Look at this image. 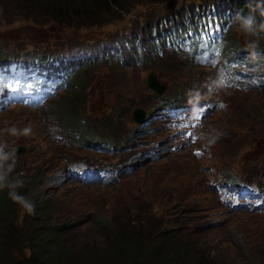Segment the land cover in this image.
Instances as JSON below:
<instances>
[{
    "label": "rangeland",
    "instance_id": "obj_1",
    "mask_svg": "<svg viewBox=\"0 0 264 264\" xmlns=\"http://www.w3.org/2000/svg\"><path fill=\"white\" fill-rule=\"evenodd\" d=\"M185 1L127 0L122 11L103 14L99 21L91 22L88 26L85 25V28L72 29L63 24L51 23L48 17L35 9L38 1L34 3L33 8H29L30 3L25 6L20 0H0V46L17 42L21 45L24 41L22 44L30 43L32 50L43 51L38 41L51 38L65 42L67 47H72L89 38L87 44L100 39L101 50L113 51L123 46L121 38L123 35L138 32L146 39L149 36L143 31L146 26L155 24L166 15L178 14L182 9L189 8ZM98 13L99 11L90 19L94 20ZM39 21H49V26L38 24ZM235 34H237L236 29L232 31L230 39L233 40ZM116 37H119L116 41L110 40L108 43L102 41ZM249 47H256V44L250 41ZM165 59L167 58L158 59L157 66L146 63L141 67H126L124 73L118 65L109 62L111 69L103 68L100 72L94 70V77L84 76L80 82L83 88L71 92L70 88H67L44 107L29 108L32 111L30 115L18 114L16 109H9L0 114V133L5 132L14 136V141L6 139L5 150L13 153L18 147L24 148L20 154L16 151L18 154L15 157L16 166L10 178L25 181L32 175L33 170L42 175L34 176L32 184L19 187L26 189L35 211L34 214L28 213L19 202L13 207V218L18 228L19 240L25 241L21 247L22 253L15 251L14 258H27L36 248L26 242L35 240L31 236L32 231L35 230L32 224L39 223L36 220H42L41 223L44 221L47 224L45 231L42 229L44 235L53 234L54 228L57 230L54 235H49L51 239L49 242L46 240L45 246L38 254L42 262L54 263L60 255L65 261L64 264L86 259L98 262L106 256V264L112 263L109 258L113 259L112 264H131L133 258L129 252L135 255L141 250L152 253L147 259L148 264H162V262L188 264L189 261L190 264H251L247 256L236 250L237 246L248 242L256 245L257 255L260 256V252L264 251V215L241 212L232 217H225L224 213H216L209 206H204L214 197L208 191L204 175L199 172L198 162L191 152L177 155L175 153L157 161V164L151 162L146 167L136 165L140 161L138 158L133 162L135 170L123 178L120 184L80 185L79 182H75L58 186L56 189L51 188L52 179L47 177L63 162L60 150H68L69 147L51 141L45 135L42 125L51 122L57 131L69 134L70 130L64 131L59 128L61 122L67 127L76 125L74 117L77 112L104 117L112 109L116 94L118 92L122 94V89L129 92V95H139L140 98L144 95L155 99L152 93L144 88L147 86L146 77L150 71L161 84L168 87L175 85L179 80L181 85L189 79V74L198 80L195 88L198 92L206 88L201 85V81L211 75L209 69L194 65L189 68L180 65L163 67ZM222 75L226 76L225 73ZM217 78L219 83H224L220 76ZM95 81L97 82L94 84ZM100 82L105 83L106 86H99ZM41 86L43 89L47 88L45 84ZM177 88L180 89L178 86ZM250 89L253 91L235 92L237 90L235 89L232 92H220L219 96L225 103L229 102L227 108L214 111L207 116L201 128L199 117L188 116V123L182 125L184 131L180 135L183 140H188L199 130L201 138L208 135L210 147L214 152L212 160L218 168L225 169L237 165L243 176L251 174L242 168L243 165H251L245 161L243 155L249 153L256 161L264 162V134L260 135L257 130L245 129L250 109L257 114L264 111V91L256 92L260 88L256 90L250 87ZM44 92L34 95L32 102L39 104ZM208 95L213 96L211 91H205L201 97ZM134 107L133 103L120 105L115 112L118 116H123ZM65 113H69L68 122L64 121ZM117 115L100 119L101 129L94 127L93 131L99 133L102 130L108 137L110 145H116V138L120 142L126 139L125 144H128L124 147V152L114 159L126 161L133 155L137 157L139 146L131 145L130 141L137 139L128 137L134 126L127 128L120 126L118 132ZM12 129L16 130L15 134ZM25 129L29 130L27 134L24 132ZM144 130L147 128L144 127ZM83 132L86 135V131ZM249 147L250 151H247ZM92 154L110 158L105 153H98L95 150ZM99 162L104 163V161ZM50 164L54 165L51 167ZM41 167L44 169H39ZM19 188L16 189V193L19 192ZM39 204L47 207L45 211L47 218L34 219V216L42 211L37 207ZM24 218L31 222L27 225V230L24 229ZM229 218L230 220L226 221L229 222L227 226H215L208 230L205 228L209 225L202 226L212 219ZM1 225L2 222H0V233L3 228ZM65 225L68 229H63ZM34 226L38 228L39 224ZM232 226L234 228H230ZM233 229L242 231L243 235H240V232L229 234ZM3 235L7 236V233L2 232ZM116 235H119L125 246L133 241L129 252L127 248L119 245L111 247L112 237ZM36 238L40 241L44 240L38 231ZM161 238L165 240L153 250L156 246L155 241L157 239L160 241Z\"/></svg>",
    "mask_w": 264,
    "mask_h": 264
},
{
    "label": "trees",
    "instance_id": "obj_2",
    "mask_svg": "<svg viewBox=\"0 0 264 264\" xmlns=\"http://www.w3.org/2000/svg\"><path fill=\"white\" fill-rule=\"evenodd\" d=\"M38 1V2H36ZM233 1L236 4V7H238L241 11L246 10L247 6L255 7V9L259 6L261 3L263 5L264 0H230V2ZM21 3H24L25 6H27V3H30L29 8L34 7V3H38L35 6V9L38 11H41L42 14H44L46 17L50 19L51 23L54 24H63L67 27H70L72 29H76L79 27L85 28V25L88 26L91 22H97L99 21V18L103 14L115 12L116 10H123L124 5L127 2V0H20ZM261 5V6H262ZM99 11L96 18L94 20H91L90 18L95 17V13ZM63 16H70L71 18H65ZM49 21H39L38 24L46 25ZM234 43H237V38H233L231 40V46H234ZM71 109H73L71 107ZM73 111V110H71ZM78 112L75 113V116H77ZM66 116L69 115V113H65ZM42 176L38 171H33L31 176H28L27 180L24 181V186H27L28 184H32V181L35 179L34 176ZM10 190L5 187L4 189H0V222H2L3 228L2 232L3 234L6 232L7 236L3 235L2 232L0 233V264H64V260L61 259L58 256L57 261L54 263L52 262H42L39 257V253L41 252L42 247L45 246L46 242L51 239V236L54 235L56 228H54L53 234H45L42 232V229L47 228V224L44 223V221L41 223L42 220H36V222L32 224L35 230L32 231V236L35 240L32 241H26L28 244L34 245L36 248L30 253V256L27 258H19L16 259L13 256V253L15 251L21 252V247L24 245L25 241H20L18 237V228L15 225L14 222V212L13 207L15 206V203H17L9 194ZM17 195L25 198L29 202H31V198L28 197L26 189H20L19 192H17ZM32 203V202H31ZM42 209L41 212L38 213L37 216H34V219L39 218H47V214L45 213L47 207L43 204H39L37 206ZM116 220V219H115ZM23 223L25 225L24 229L27 230V225H29L31 222L24 218ZM41 223V224H40ZM35 224H39V227H35ZM66 227V225H65ZM64 227V228H65ZM6 228V229H4ZM63 228V229H64ZM109 229H112L113 227H108ZM6 230V231H5ZM1 231V227H0ZM38 231V234L44 237L43 241H40L36 238V232ZM45 231V229L43 230ZM48 232H50V228H48ZM47 235V236H46ZM113 238V242L111 243V247L114 246H122L127 248V252H129V248L133 246V241H130L127 246L123 245L121 242V239L119 235H116ZM23 239V235H22ZM47 240V241H46ZM164 238H161L160 241L157 239L155 241L156 246L153 247V250L157 249V246H160V244L164 241ZM139 250V249H138ZM22 253V252H21ZM129 254H132V263L131 264H148L147 259L152 256V253L148 251H141L139 250L137 254L133 255V253L129 252ZM142 255V256H140ZM16 257V256H15ZM107 257L104 256L99 260L98 262L93 261V259H86L81 262H70L69 264H106L105 259ZM109 260L113 259L109 258ZM110 263V264H112ZM123 264H130V263H123ZM162 264H166L162 262ZM187 264V262L185 263ZM190 264V261L189 263Z\"/></svg>",
    "mask_w": 264,
    "mask_h": 264
},
{
    "label": "clouds",
    "instance_id": "obj_3",
    "mask_svg": "<svg viewBox=\"0 0 264 264\" xmlns=\"http://www.w3.org/2000/svg\"><path fill=\"white\" fill-rule=\"evenodd\" d=\"M241 26L248 33H255L257 26L253 17H242ZM260 30H264V25L258 26ZM29 130L25 129L24 132L27 134ZM13 134L16 133L15 129H12ZM4 145H0V189L7 187L10 192V196L16 201L21 203L28 213L34 214L35 206L25 198L17 195L16 189L22 187L24 181L19 178H10L11 173L14 171L16 166L15 154L12 152H4ZM256 245L253 243H244L242 248H236L241 254L247 256L251 264H264V251L260 252V256L256 254Z\"/></svg>",
    "mask_w": 264,
    "mask_h": 264
},
{
    "label": "bare ground",
    "instance_id": "obj_4",
    "mask_svg": "<svg viewBox=\"0 0 264 264\" xmlns=\"http://www.w3.org/2000/svg\"><path fill=\"white\" fill-rule=\"evenodd\" d=\"M207 79H208V76L205 78V80H203V82H206ZM255 83H256L255 79H252V80H251V84L253 85V87L256 85ZM259 88H260V87H257V89H259ZM175 102H176L178 105H182V104H184V102L182 101V99H176ZM179 117H180V120H181V122H182L183 124H187V123H188L187 116H186V114L184 113V111H183L182 109L179 111ZM139 131H140V128H139V127H135V128L132 130V133H131V134H128V137H129V138L132 137V138L140 139L141 136H140V134H139ZM194 137H195V140H198V137H197L196 135H195ZM117 140H118V139H117ZM118 141H119V140H118ZM250 147H252V146H250ZM250 147L248 148L247 151H250V150H249ZM121 148H122V144L119 142V143L115 146L114 151H117V150H119V149H121ZM159 160H161V159H158V161H159ZM98 167H100V166L98 165ZM106 171H107V172H111L110 169H108V170H106ZM123 172H124L125 174H127V175L130 174V172L127 171V170H123ZM83 185H91V184H83Z\"/></svg>",
    "mask_w": 264,
    "mask_h": 264
},
{
    "label": "water",
    "instance_id": "obj_5",
    "mask_svg": "<svg viewBox=\"0 0 264 264\" xmlns=\"http://www.w3.org/2000/svg\"><path fill=\"white\" fill-rule=\"evenodd\" d=\"M147 84L149 87L156 89L157 88V82L156 80L153 78L152 75H149L147 78ZM157 90V89H156Z\"/></svg>",
    "mask_w": 264,
    "mask_h": 264
}]
</instances>
